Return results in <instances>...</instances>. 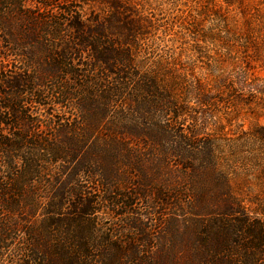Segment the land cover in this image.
<instances>
[{
	"label": "trees",
	"instance_id": "trees-1",
	"mask_svg": "<svg viewBox=\"0 0 264 264\" xmlns=\"http://www.w3.org/2000/svg\"><path fill=\"white\" fill-rule=\"evenodd\" d=\"M203 1L212 25L191 49L237 58L256 99L245 77L264 69V0ZM151 2L0 0V264H263L264 209L199 127L210 91L178 92L175 53L162 74L138 62ZM238 104L259 116L257 100ZM241 132L264 148V124Z\"/></svg>",
	"mask_w": 264,
	"mask_h": 264
},
{
	"label": "rangeland",
	"instance_id": "rangeland-1",
	"mask_svg": "<svg viewBox=\"0 0 264 264\" xmlns=\"http://www.w3.org/2000/svg\"><path fill=\"white\" fill-rule=\"evenodd\" d=\"M150 1L155 7V28L147 35V41H150V44L139 52L138 62L144 69H148L149 73H151L150 70H158L157 73L162 74L166 61H170L175 53L188 68L185 74L187 83L179 84L178 92L184 94L187 92L188 98L195 101L200 91L206 89L210 91L209 95L213 97L211 99L214 105H207L203 109L198 108V111L202 110L204 115L202 121H199V127L209 134L213 133L218 142H222L221 149L226 151L228 157L226 167L234 190L240 193L250 209H264V148L260 144L253 145L251 141L243 137L244 134L241 132L255 122L264 124V116L260 113L264 111V94L258 93L255 99L254 94L248 93L249 87L241 85L244 79L241 78V67L237 58L224 57L223 61H217L214 58L207 60L206 57H200L199 53L191 49L196 33L203 29L207 30L212 25V22L202 19L204 14L201 15V10L204 11L205 1ZM198 37L202 38L200 35ZM206 44L208 45L206 53L210 56L217 55L214 43L208 40ZM232 51H236L235 46L232 47ZM210 64L214 65L211 69ZM171 73V70L167 71V76L170 77ZM245 79L251 88L259 86L258 89L264 92V69H257L251 77H245ZM240 98L253 103L257 100V105H254L255 108L252 111H256L259 116L245 117L243 113L247 109L239 110L243 107L238 104ZM192 113L197 114L193 109ZM228 121L231 122V126H228ZM225 124L226 128L232 129L231 132L235 130L234 135H226L231 136L230 138L224 135ZM240 125L242 128L239 127ZM140 208L148 217L147 224L153 225L155 221L153 214L149 212L145 204L140 205ZM113 220L110 214H106L101 223L109 226L115 222ZM261 261L264 264V259Z\"/></svg>",
	"mask_w": 264,
	"mask_h": 264
}]
</instances>
